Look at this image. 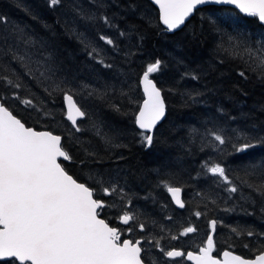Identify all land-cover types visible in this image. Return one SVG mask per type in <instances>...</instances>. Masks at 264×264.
I'll list each match as a JSON object with an SVG mask.
<instances>
[{"label": "trees", "instance_id": "16d2710c", "mask_svg": "<svg viewBox=\"0 0 264 264\" xmlns=\"http://www.w3.org/2000/svg\"><path fill=\"white\" fill-rule=\"evenodd\" d=\"M0 17V76L21 84L12 88L0 81V102L25 125L61 136L71 156L60 160L62 166L103 199L100 216L109 225L123 232L144 224L153 251L157 240L172 247L187 243L180 241L185 227L196 229L185 239L194 248L212 219L214 254L228 249L251 257L264 249V194L256 190L264 184V144L246 153L232 147L241 134L253 143L264 138V77L251 70L244 51L264 43V25L256 17L227 5H203L180 28L166 31L148 0H62L55 8L48 0H0ZM29 37L34 46L23 42ZM229 37L238 47L226 51ZM13 54L30 58L33 70L44 61L53 70L51 79L28 75ZM156 60L161 67L151 78L161 90L165 115L152 132V145L145 146L134 125L142 98L138 79ZM53 81L86 113L77 120L81 131L64 116L62 92L45 91ZM211 131L230 142L214 144ZM214 163L225 168L236 192L207 172L205 164ZM172 185L181 188V209L168 198ZM105 187L116 191L106 195ZM125 212L135 217L130 227L117 223Z\"/></svg>", "mask_w": 264, "mask_h": 264}, {"label": "snow or ice", "instance_id": "6c2138e0", "mask_svg": "<svg viewBox=\"0 0 264 264\" xmlns=\"http://www.w3.org/2000/svg\"><path fill=\"white\" fill-rule=\"evenodd\" d=\"M61 2L62 0H48V5L55 8ZM154 3L158 5L159 19L168 31L183 25L186 18L202 5H234L240 12L256 17L264 24V0H154ZM4 20V17H0V22ZM104 21L108 23L107 17H104ZM100 39L106 44H113V40L108 37L101 36ZM23 42L26 45L35 44L30 37L23 39ZM256 44V48L244 49L249 55L246 63L254 65L251 70L264 77V43L257 41ZM229 45L230 49H225L226 51L238 47L233 43L232 37H229ZM12 59L18 61L26 73L38 81L51 79L53 70L44 61H37V67L33 70L29 67L30 58L13 54ZM160 67V60L149 63L139 81L146 98L139 106L135 124L140 129V140L145 146L152 145V130L165 115L161 90L150 79L151 74L158 72ZM36 73L39 75L36 76ZM239 75L244 76L245 73L240 72ZM0 81L12 88L21 87L20 83L13 82L7 76H0ZM45 91L50 95L52 92H62L68 109L67 119L72 122L77 132L81 131L77 119L83 118L86 113L77 106L73 95L54 81L51 90L45 88ZM13 96L19 99L15 92ZM20 102L34 107L31 99ZM97 135H100L99 131ZM207 135L211 136L214 144L218 142V145H225L231 139H226L216 131ZM104 139L111 142L109 137ZM251 139L243 134L237 136V143L232 144L233 152L246 153L256 143L264 144V138L255 143L249 142ZM61 140V136L50 131H36L26 127L0 102V264H143L141 241L124 239L121 242L120 230L110 227L104 219L99 218L100 210L105 204L94 199L95 190L79 183L62 166L60 158L68 161L71 156L62 147ZM240 140L244 142L238 143ZM250 167L254 172L257 166ZM205 168L212 176L230 185L229 192L237 191L235 186H231L225 168L220 164H205ZM102 190L106 195L116 191L115 188L107 187ZM167 190L175 203L183 208L185 204L180 198L181 189L168 187ZM256 190L264 194V184L256 186ZM195 215L199 217L201 213L196 212ZM119 219L127 225L135 217L125 212ZM139 227L143 230L145 225L140 224ZM210 227L214 232L215 220L210 222ZM195 231V228L187 227L180 235L186 236ZM247 234L254 235L252 232ZM172 239L177 237L173 236ZM154 243L165 257L171 259L183 256L181 251L174 248L164 251L158 240ZM214 248V236L209 233L206 244L199 248V254L190 251L187 259L195 264H264V253L256 256L254 260H247L230 251H224L223 260H220L213 257Z\"/></svg>", "mask_w": 264, "mask_h": 264}, {"label": "flooded vegetation", "instance_id": "af4514ba", "mask_svg": "<svg viewBox=\"0 0 264 264\" xmlns=\"http://www.w3.org/2000/svg\"><path fill=\"white\" fill-rule=\"evenodd\" d=\"M96 199L103 201V199H100V198H96ZM121 215H123V214H121ZM117 223H119L120 225H125V224L121 223L119 218H118ZM110 226H113V227L117 228L118 230H120L119 225H110ZM129 229H131V231H129ZM129 229L127 228L123 232L120 230L121 240L124 238H128L129 240L134 242L135 240L140 239L141 247L143 249L142 254H141L143 264H191L187 260H185V258H184L185 251L186 250H198V248L204 242V240H203L200 244L196 245L194 248L190 247V243L188 240H184L187 243H182L181 247H172L170 245H167L165 243L160 242L161 248H163L164 251H169L172 248L179 249L182 251V253H183L182 257H176V258L170 259V258L165 257L163 255V252L161 251L160 248L156 247L157 248L156 250H153V251L150 250V248L147 246V240L145 239L144 230H141L139 225H137L136 228L131 227ZM148 255H149V257H148Z\"/></svg>", "mask_w": 264, "mask_h": 264}, {"label": "water", "instance_id": "95a60500", "mask_svg": "<svg viewBox=\"0 0 264 264\" xmlns=\"http://www.w3.org/2000/svg\"><path fill=\"white\" fill-rule=\"evenodd\" d=\"M155 8H156V10H157V14H158V20H159V22H160V24H161V26H163V29H165L166 31H168L167 29H166V26L160 21V19H159V7H158V5H156L155 3H154V0H148ZM203 6V5H202ZM227 6H231V7H233V8H235L237 11H239L240 12V10L238 9V8H236L234 5H227ZM198 7H200V6H198ZM242 13V12H241ZM245 14V13H244ZM190 17V16H189ZM188 17V18H189ZM188 18H186V20L185 21H187V19ZM258 19V18H257ZM259 21V20H258ZM260 22V21H259ZM261 23V22H260ZM262 24V23H261ZM262 25H264V24H262ZM182 26V25H181ZM180 26V27H181ZM180 27H178V28H180ZM177 28V29H178ZM176 30V29H175ZM172 31H174V30H172ZM142 75H143V72L140 74V76H139V79H138V84H139V89H140V91H141V94H142V98H141V100H140V102H139V105H138V107H137V110H136V112H135V114H134V125H135V127L138 129V130H140L139 128H138V126L135 124V116H136V114H138V112H139V106L140 105H142L143 104V100L146 98L145 96H144V91H143V86L139 83V81H140V78L142 77ZM150 79H152L151 78V76H150ZM153 80V79H152ZM153 82H154V80H153ZM155 83V82H154ZM158 88V87H157ZM162 95V94H161ZM163 98V97H162ZM74 99V98H73ZM75 101V100H74ZM62 102H63V109H64V115H65V118H66V120L72 125V122L70 121V120H68L67 119V111H68V109H67V105H66V103L64 102V100H63V98H62ZM78 106V105H77ZM79 107V106H78ZM81 109V108H80ZM81 118H78L77 120H80ZM162 119H163V117H162ZM161 119V120H162ZM160 120V121H161ZM159 121V122H160ZM158 122V123H159ZM157 123V124H158ZM26 127H31V128H33L32 126H27V125H25ZM157 126V125H156ZM155 126V127H156ZM154 127V128H155ZM33 129H35V128H33ZM36 131H49V130H46V129H35ZM154 130V129H153ZM153 130H152V132H153ZM51 132V131H50ZM53 133V132H52ZM54 135H59V134H57V133H53ZM152 134V133H151ZM60 136V135H59ZM60 160H63V158H60ZM79 183H82V182H80V181H78ZM169 187H177V186H169ZM168 188V187H167ZM179 188V187H178ZM167 193H168V196H169V198H170V200H171V202L173 203V205L174 206H176L177 208H180L176 203H175V201L172 199V195H171V193H169L168 192V190H167ZM182 197V191H181V193H180V198ZM95 199V198H94ZM182 199V198H181ZM99 218H101L100 216H99ZM101 219H103V218H101ZM211 221H213L212 219L211 220H209L208 221V232H207V234H206V236H205V240H204V244L202 245V246H204L205 244H206V241H207V236H208V234L209 233H211V234H213V230H212V228L210 227V222ZM110 227H112V226H110ZM125 239H128V238H125ZM124 239H122L121 240V242L123 241ZM129 240V239H128ZM137 240H140V239H137ZM136 241V240H135ZM134 241V242H135ZM202 246H200V247H202ZM199 247V248H200ZM199 248H198V250L197 251H191V250H187L185 253H184V258H185V260H187L189 263H191V264H195V262L194 261H190V260H188L187 259V253L188 252H193L194 254H196V255H198L199 254ZM170 250H172V249H170ZM176 250H179V249H176ZM180 251V250H179ZM224 251H230V252H232L234 255H237V256H240V257H242V258H244V259H247V260H254L255 258H256V256H258V255H260V254H262V253H264V249L262 250V251H259V252H257L256 254H254L253 256H251V257H243V256H241V255H239V254H237V253H235V252H233V251H231V250H228V249H222L219 253H218V255H213V257L214 258H216V259H220V260H223V252Z\"/></svg>", "mask_w": 264, "mask_h": 264}, {"label": "rangeland", "instance_id": "374dc122", "mask_svg": "<svg viewBox=\"0 0 264 264\" xmlns=\"http://www.w3.org/2000/svg\"><path fill=\"white\" fill-rule=\"evenodd\" d=\"M123 214H124V213H123ZM127 226L130 227V226H131V222H130L129 224H127ZM185 228H186V227H185ZM185 228H184V229H185ZM184 229H183V230H184ZM183 230H182L181 232H183ZM187 235H189V234H187ZM187 235H186V238H183L184 236L181 237V238H180V241L182 242L183 240L188 239L189 236H187ZM193 237H194V236H193Z\"/></svg>", "mask_w": 264, "mask_h": 264}]
</instances>
